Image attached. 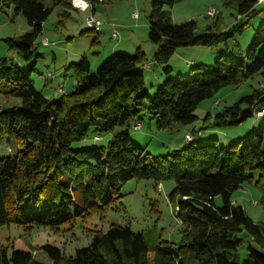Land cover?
<instances>
[{
    "label": "trees",
    "instance_id": "obj_1",
    "mask_svg": "<svg viewBox=\"0 0 264 264\" xmlns=\"http://www.w3.org/2000/svg\"><path fill=\"white\" fill-rule=\"evenodd\" d=\"M85 1L84 12L90 9L89 15L94 16L95 7L105 0ZM179 1L152 0L148 16V40L156 45L151 63L163 67L166 77L171 71L166 64L178 47H210L234 39L264 11L257 8L262 4L257 0H222L234 12L235 21L220 31L217 14L199 32L192 19L171 22L164 7ZM0 6H12L15 14L26 19L29 30L10 38L7 47L28 62L37 57L36 39L52 9L62 8L59 26L70 15L71 4L68 0H0ZM146 64L140 50L134 55L118 52L90 75L83 55L66 68L74 79L73 90L48 100L33 86L34 63L23 66L0 58V95L18 101L0 109V143L7 137L6 142L17 145L11 156L0 157V229L55 231L76 218H103L109 210L123 208L119 192L127 181L151 180L157 190L162 181L172 180L167 199L174 204L179 222L177 243L160 240L150 246L142 233L110 225L105 232L94 231L89 244L74 255L65 256L46 244L37 250L50 264H264V224L253 222L231 202V195L244 182H252L253 172L258 173L255 185L260 202L264 201L263 88L252 89L212 117L215 128L262 117L256 131L227 146L191 135L173 153L153 156L130 138V129L141 126L145 113L158 130L189 125L197 120L194 112L199 103L223 87L238 86L256 74L264 76V21L245 50L232 56L220 54L212 65L192 63L188 75L164 80L152 95L141 74ZM210 118L207 113L204 120ZM117 127L122 130L114 133ZM90 129L111 133V138L105 146L72 150L71 145L83 140ZM216 197L220 204L215 203ZM243 244L246 253L240 257ZM31 250L13 248V243L1 245L0 264H45L36 261Z\"/></svg>",
    "mask_w": 264,
    "mask_h": 264
},
{
    "label": "rangeland",
    "instance_id": "obj_2",
    "mask_svg": "<svg viewBox=\"0 0 264 264\" xmlns=\"http://www.w3.org/2000/svg\"><path fill=\"white\" fill-rule=\"evenodd\" d=\"M70 2V0H68ZM152 0H105L96 7L95 18L103 22L99 31L87 28L84 19L89 15L90 9L81 12L68 7L69 16L64 18L63 24L58 26L62 19L60 6H55L42 24V32L36 39L35 55L30 61L20 60L13 51L7 47L10 38H18L29 30L26 19L21 14H15L13 7L0 6V58L11 62L20 61L23 66L34 63L35 72L31 75L33 86L48 100H57L60 94L58 89L69 93L74 88V79L71 71L67 70L69 64L77 63L81 56H85L90 65V75L96 73L97 67L115 53L134 55L140 50L147 59L150 69H142L141 74L145 80V87L150 95L163 83L164 80L176 76H186L192 63L212 65L220 54L232 56L240 50H245L254 31L264 21V11L251 18L249 25L234 39L228 38L226 42L215 46H186L178 47L172 54L168 63L171 68L169 77H166L161 66L151 63L156 51V45L148 40V16ZM71 4V2H70ZM213 8L220 16V31H226L235 21L234 12L222 5V0H181L172 7H164L169 13L173 24H180L187 20H194L199 32L204 31L214 17H208L206 12ZM264 8V3L257 5ZM137 17L133 18L132 13ZM113 25V27H112ZM115 29L116 39L111 38V30ZM42 39L54 42L43 46ZM53 78H48L47 74ZM264 89V76L256 74L238 86H226L219 90L211 99H205L195 109L197 120L189 125H181L172 130H158L155 121L149 120L147 114L143 115L141 126L130 129V138L141 148L153 156L171 154L187 144L184 134L189 133L195 140L208 143L210 139H217L218 145L227 146L248 133L256 131L262 117L253 116L236 126H223L215 128L212 117L247 95L252 89ZM216 102V104H214ZM18 103L17 99L5 98L0 95V109ZM264 108V106H263ZM264 112V110H263ZM207 113L211 114L208 121L204 120ZM122 130L117 127L114 133ZM200 133L198 134V132ZM95 137L97 139H95ZM99 138V139H98ZM111 138V133H97L90 129L87 136L71 145L72 150L89 147L105 146ZM0 157L11 156L17 149L13 142H6L7 137L1 139ZM252 182H244L241 187L231 195V202L241 206L245 214L255 223L264 224V201L261 203V192L256 188L255 182L258 173H252ZM174 184L172 180H165L159 184L157 190L153 182L147 179H132L122 185L119 194L123 208L118 211L109 210L103 218L91 215L86 219L76 218L71 225H64L58 230L46 228H32L22 231L3 226L0 229V246L13 243V248L29 251L36 261L50 264V259L37 250L42 245H51L59 248L65 256L74 255L76 249L89 244L94 231L105 232L110 225L128 227L133 232H140L148 245L153 246L160 240L177 243L179 241V222L175 217V207L167 199L168 193ZM216 204L221 203L220 197L214 199ZM256 205L253 206V202ZM22 235V237H21ZM10 240V241H9ZM33 251V252H32ZM37 251V253H36ZM246 253L244 244L239 248V255Z\"/></svg>",
    "mask_w": 264,
    "mask_h": 264
},
{
    "label": "built area",
    "instance_id": "obj_3",
    "mask_svg": "<svg viewBox=\"0 0 264 264\" xmlns=\"http://www.w3.org/2000/svg\"><path fill=\"white\" fill-rule=\"evenodd\" d=\"M70 2H71V5H72L73 8H75V9L81 11V12H84L88 8V3L85 0H70ZM257 2L258 3H264V0H257ZM206 14H207L208 17H214L215 14H216V11H215V9L210 8V9L207 10ZM132 17L136 18L137 17V13L133 12L132 13ZM84 21H85V24H86L87 28H89L91 30H94V31H98L99 30V26L102 24V22L99 19L95 18L93 15L86 16ZM112 27H113V25H112ZM111 38L112 39H116V31H115V29L111 30ZM40 43L43 46H47V45H50V44H55L54 42L50 43L46 39H42ZM144 68L148 69L149 67L146 64L144 66ZM47 76H48V78H51V79L53 78V76L51 74H49V73L47 74ZM57 91H58L59 94H64L65 95V93H64V91L62 89H58ZM214 104H216V102H214ZM258 114H260V113H258ZM138 125H135L134 128H137ZM95 139H97V138L95 137ZM191 139H192L191 134H189V133L185 134V140L190 141ZM158 188H159V185H158ZM252 205L255 206L256 202L254 201Z\"/></svg>",
    "mask_w": 264,
    "mask_h": 264
},
{
    "label": "crops",
    "instance_id": "obj_4",
    "mask_svg": "<svg viewBox=\"0 0 264 264\" xmlns=\"http://www.w3.org/2000/svg\"><path fill=\"white\" fill-rule=\"evenodd\" d=\"M94 15L96 16V10H95V12H94ZM187 134V133H186ZM185 135V134H184Z\"/></svg>",
    "mask_w": 264,
    "mask_h": 264
}]
</instances>
